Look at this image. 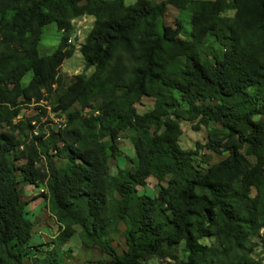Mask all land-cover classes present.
<instances>
[{
  "label": "trees",
  "instance_id": "obj_1",
  "mask_svg": "<svg viewBox=\"0 0 264 264\" xmlns=\"http://www.w3.org/2000/svg\"><path fill=\"white\" fill-rule=\"evenodd\" d=\"M167 5L191 14L187 42L178 25L164 24ZM82 17L93 19L78 49L92 73L65 82L60 68L74 47L63 35L41 56L42 30L54 23L66 34ZM174 92L185 98L190 119L226 130L223 137L212 130L204 149L228 157L205 172L193 165L195 151L178 146ZM143 98L153 105L140 114L135 106ZM23 106L44 120L14 123ZM46 110L63 114L56 133L41 127L53 118ZM256 116H264V0H0V264H23L30 255L22 183L42 189L58 225L38 264H64L61 250L75 227L83 250L109 258L97 264H143L181 242L186 259L171 257L172 264H264L253 256L264 229V123ZM121 135L134 160L113 174ZM51 150L63 166H54ZM149 178L156 180L153 198L139 194ZM120 224L126 249L117 255L110 236Z\"/></svg>",
  "mask_w": 264,
  "mask_h": 264
},
{
  "label": "rangeland",
  "instance_id": "obj_2",
  "mask_svg": "<svg viewBox=\"0 0 264 264\" xmlns=\"http://www.w3.org/2000/svg\"><path fill=\"white\" fill-rule=\"evenodd\" d=\"M110 1V0H104ZM137 0H124L125 5H131ZM154 3H160L164 0H147ZM234 11H230L227 15L232 16ZM11 14H7L9 17ZM191 14L188 11L177 9L174 6L167 5L165 7V12L163 15V22L165 25L175 29L176 26H179V35L178 38L187 42L189 40V35L191 31L190 26ZM93 19L90 17H82L72 21L71 30L64 34L58 32L54 23H49L44 26L42 36L40 38L38 52L41 56L50 55L56 49L60 38L65 35L68 39V45L74 47V53L72 57L65 60L60 68V73L68 81L74 75H85L89 76L92 73V69L86 70L84 68L83 59L78 51L79 46L84 42L87 34L89 33ZM208 46H211L218 54L223 52L222 47L219 43L214 42L212 39H209L207 42ZM183 59H180V62ZM30 80V73L22 79L21 84L26 85ZM174 96L177 99V122L180 128L181 134L178 137L177 143L178 146L183 150H193L196 153L194 157L193 165L200 170L205 172L208 168L215 166L221 161L225 160L228 157V152H221L218 154L208 152L204 149V144L206 143L208 136L212 130H216L219 137L225 135L226 130L222 128L219 124H216L211 121L201 120L200 118L192 120L187 114L188 105L185 98L181 97L178 92H174ZM206 100H196L195 104H204ZM47 106L52 109L51 101L47 102ZM153 99L143 98L135 106V109L138 113L142 114L146 111H149L152 108ZM19 116L14 119L16 122H26L30 117H35L36 107L23 106L20 108ZM47 112V119L49 117H54L55 115L52 110ZM49 115V117H48ZM42 121L44 120L41 119ZM254 122L264 123V116H256L252 119ZM47 122H50L47 120ZM46 123V122H45ZM5 130V128H0V131ZM34 130V129H33ZM48 131H52L48 128ZM30 131V135H32ZM24 135V133H22ZM46 135V134H45ZM125 136V135H124ZM123 135L116 140V144L121 151L122 156L116 160L111 161V173H115L118 168L125 169L127 167H132L126 161V159L133 161L134 160V151L130 141L125 138ZM57 137H54L53 141ZM244 154V150L240 152ZM52 162L55 167H61L64 164V161L57 157L56 155L50 154ZM245 159L250 163L253 162V159L249 156H245ZM47 161H42L39 163L38 168L42 171L46 170ZM168 177L165 178L163 185H166ZM39 189H35L30 185H25L22 183V196L21 201L24 204V209L27 219L32 223V239L29 242L30 255L24 260L23 264H38L42 261L47 252L52 248V240L58 234V225L52 215H50L47 202L40 197ZM139 194L146 195L150 198H153L156 194V180L149 178L146 182L145 188H143ZM251 195H254V191H251ZM75 235L72 236L68 243L61 250V261L64 264H97L98 262H109V258L101 254L97 249L94 250H83L81 247L78 233L79 228L75 227ZM124 226L122 224L118 225L117 232L112 234L111 237V246L114 248L117 255H121L126 247L125 240L123 237ZM261 240H255L257 246L253 249V256L255 258L262 259L264 263V229L259 232ZM208 244L209 241H204ZM183 243L172 246L171 248H166L163 250L164 258H148L143 264H172L173 260L171 257H175L177 261H184L186 259V252H184Z\"/></svg>",
  "mask_w": 264,
  "mask_h": 264
},
{
  "label": "built area",
  "instance_id": "obj_3",
  "mask_svg": "<svg viewBox=\"0 0 264 264\" xmlns=\"http://www.w3.org/2000/svg\"><path fill=\"white\" fill-rule=\"evenodd\" d=\"M30 103H35L33 100H31ZM39 103H47V101H40ZM35 115L39 117V122H41V119H43V115L41 114V111L39 110H35ZM54 113H56L55 115L53 114V120H49L50 122H48V126H41L42 128H46V132H49L48 131V128H50L52 131L53 129H60L61 130V125L63 124V114L60 113V112H55L53 111ZM34 122H32V125H33ZM33 129H32V133H33ZM118 140V139H117ZM50 154H56V152H54L53 150L50 151ZM40 190V193H42V189H39Z\"/></svg>",
  "mask_w": 264,
  "mask_h": 264
},
{
  "label": "bare ground",
  "instance_id": "obj_4",
  "mask_svg": "<svg viewBox=\"0 0 264 264\" xmlns=\"http://www.w3.org/2000/svg\"><path fill=\"white\" fill-rule=\"evenodd\" d=\"M51 120H53V118H52ZM46 126H48V125H46ZM58 130H59V129H53V132H55V133H56ZM33 134L36 136V135H37V132H36V131H34V132H33Z\"/></svg>",
  "mask_w": 264,
  "mask_h": 264
},
{
  "label": "crops",
  "instance_id": "obj_5",
  "mask_svg": "<svg viewBox=\"0 0 264 264\" xmlns=\"http://www.w3.org/2000/svg\"><path fill=\"white\" fill-rule=\"evenodd\" d=\"M91 18V17H90Z\"/></svg>",
  "mask_w": 264,
  "mask_h": 264
}]
</instances>
